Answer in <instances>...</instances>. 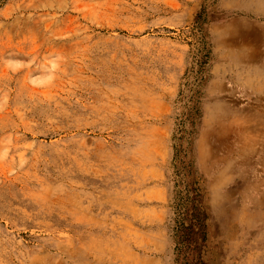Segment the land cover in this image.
<instances>
[{
    "label": "rangeland",
    "instance_id": "1",
    "mask_svg": "<svg viewBox=\"0 0 264 264\" xmlns=\"http://www.w3.org/2000/svg\"><path fill=\"white\" fill-rule=\"evenodd\" d=\"M250 106L264 0H0V264H264Z\"/></svg>",
    "mask_w": 264,
    "mask_h": 264
},
{
    "label": "crops",
    "instance_id": "2",
    "mask_svg": "<svg viewBox=\"0 0 264 264\" xmlns=\"http://www.w3.org/2000/svg\"><path fill=\"white\" fill-rule=\"evenodd\" d=\"M262 111V108H257V107H248V109L246 110L245 113L247 114H251V115H257V114H260ZM255 119H257V117H254ZM253 119V116L249 118V120H252Z\"/></svg>",
    "mask_w": 264,
    "mask_h": 264
}]
</instances>
